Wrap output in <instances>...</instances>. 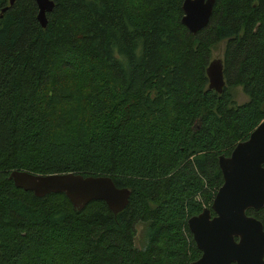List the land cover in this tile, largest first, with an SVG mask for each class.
<instances>
[{
    "label": "trees",
    "instance_id": "1",
    "mask_svg": "<svg viewBox=\"0 0 264 264\" xmlns=\"http://www.w3.org/2000/svg\"><path fill=\"white\" fill-rule=\"evenodd\" d=\"M49 1L42 28L34 0H0V264L194 261L186 221L222 183L217 158L264 119V0H214L194 34L182 0ZM218 45L220 93L205 77ZM13 170L109 177L128 202L75 211ZM245 214L264 231V204Z\"/></svg>",
    "mask_w": 264,
    "mask_h": 264
},
{
    "label": "water",
    "instance_id": "2",
    "mask_svg": "<svg viewBox=\"0 0 264 264\" xmlns=\"http://www.w3.org/2000/svg\"><path fill=\"white\" fill-rule=\"evenodd\" d=\"M15 0H7L11 6ZM36 20L44 28L45 14L53 3L34 0ZM214 0H182L180 23L191 34L209 20ZM4 10V9H3ZM2 10V11H3ZM221 61L212 59L205 69L208 89L220 93L224 86ZM217 165L222 183L209 208L187 219L186 226L200 257L189 264H264V231L261 223L245 211L264 204V119L234 145L228 156L220 155ZM8 179L13 186L36 198L62 194L72 209L80 211L87 203L102 201L113 214L126 206L129 190L117 188L109 177L73 173L35 175L13 170ZM213 215H211V213Z\"/></svg>",
    "mask_w": 264,
    "mask_h": 264
},
{
    "label": "rangeland",
    "instance_id": "3",
    "mask_svg": "<svg viewBox=\"0 0 264 264\" xmlns=\"http://www.w3.org/2000/svg\"><path fill=\"white\" fill-rule=\"evenodd\" d=\"M221 51H222V46L221 45H218L216 47V49L211 53L210 59H220L221 56H222ZM232 90H233L232 93H233L234 101L237 104H241V103H243V102L246 101V98L242 94L240 88L237 87V88H234ZM135 229H136V232H135V238H134V245L137 248H140L141 246H143V238H142V235H143V225H137L135 227Z\"/></svg>",
    "mask_w": 264,
    "mask_h": 264
},
{
    "label": "flooded vegetation",
    "instance_id": "4",
    "mask_svg": "<svg viewBox=\"0 0 264 264\" xmlns=\"http://www.w3.org/2000/svg\"><path fill=\"white\" fill-rule=\"evenodd\" d=\"M199 257H200V255L198 256V258H199ZM198 258H197V259H198ZM197 259H195L194 261H196ZM194 261H191V262H194ZM189 263H190V262H189ZM189 263H188V264H189ZM232 264H233V263H232Z\"/></svg>",
    "mask_w": 264,
    "mask_h": 264
}]
</instances>
